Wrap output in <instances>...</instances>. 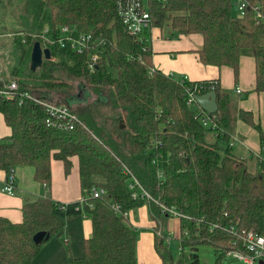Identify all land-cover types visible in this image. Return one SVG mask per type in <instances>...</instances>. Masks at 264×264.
Instances as JSON below:
<instances>
[{"label":"trees","instance_id":"trees-1","mask_svg":"<svg viewBox=\"0 0 264 264\" xmlns=\"http://www.w3.org/2000/svg\"><path fill=\"white\" fill-rule=\"evenodd\" d=\"M148 2L151 30L169 26L170 31L203 36L198 50L202 63L230 66L237 80L241 57L252 56L255 90L264 91V0H249L244 13L238 8L235 13L236 0ZM16 19L18 28L0 39V52L7 50L0 53V89L15 80L22 92L68 106L78 121L73 129L52 125L43 104L0 93V113L11 128L0 141V169L33 166L35 179L47 187L53 160H61L69 171L75 158L83 202L28 198L21 222L0 216V264H33L44 244L82 206L91 218L92 234L84 240V254L72 256L68 264H142L130 214L143 205L156 223L159 264L174 263L165 245L170 235L160 231L161 221L170 216L164 207L180 214V255L186 246L197 251L206 244L218 252L216 264H225L229 250L246 252L241 241L235 243L230 226L264 235V159L238 156L232 141L238 119L259 130L260 125L252 112L233 107L219 79L182 81L157 69L151 30L132 35L118 0H22ZM64 25L91 36L86 51L50 45L51 58L32 71V49L41 41L35 35L46 28L55 34ZM95 54L98 59L90 67ZM187 86L197 95L215 91L217 112H207L195 99L190 103ZM104 94L109 98L103 99ZM93 188L103 191L99 197L91 196ZM41 230L50 239L36 244L33 236ZM192 255L198 264L196 252Z\"/></svg>","mask_w":264,"mask_h":264},{"label":"crops","instance_id":"crops-1","mask_svg":"<svg viewBox=\"0 0 264 264\" xmlns=\"http://www.w3.org/2000/svg\"><path fill=\"white\" fill-rule=\"evenodd\" d=\"M151 48L153 65L176 78L186 77L189 81L219 79L221 87L227 91H236L237 87L244 93L239 101V108L253 113L260 130L239 119L232 137L233 148L238 150L242 158L257 157L262 150L264 137V91L257 92L256 64L252 56L244 55L240 59L239 78L235 80L230 66L207 65L200 61L198 50L203 47L204 39L199 33L181 34L178 38H163L161 29L151 30ZM237 93V92H236ZM11 134V128L5 123L0 113V141ZM238 143V144H237ZM71 168L65 170L61 160L52 162V181L49 186L35 179L33 166L15 168V193L3 191L8 172L0 169V216L13 222L23 219L22 207L25 200L50 196L61 203H71L83 199L79 166L75 158L71 160ZM130 221L141 234L142 259H154L159 264V256L154 248V225L147 205H143L130 214ZM167 233V232H166ZM92 234V221L82 207V212L66 218L65 227L44 244L33 264H68L70 258L84 254V240ZM148 261V260H147ZM150 262H142L148 264ZM153 264V263H152Z\"/></svg>","mask_w":264,"mask_h":264},{"label":"built area","instance_id":"built-area-1","mask_svg":"<svg viewBox=\"0 0 264 264\" xmlns=\"http://www.w3.org/2000/svg\"><path fill=\"white\" fill-rule=\"evenodd\" d=\"M249 0H236L235 5L241 13H244L245 9L249 5ZM119 13L123 22L127 25L130 33L134 36L141 37L143 33L150 29V13L148 9L144 7V0H118ZM41 39L40 43L42 49L50 48V45H57L64 48H70L78 53H83L91 42V36L88 34H76V28H72L68 25H64L56 30L55 34L50 33V29L46 28L43 33L35 35ZM51 49V48H50ZM98 59V55L92 56L90 67L94 66V63ZM187 80L186 77L182 78V81ZM4 80L3 67L0 62V81ZM236 92L242 93V89L237 87ZM0 93L7 99H14L16 95H19L21 102L23 98H31L41 104H43L49 113V122L52 125L64 128L73 129L78 116L66 105L55 104L49 101L38 98L36 95L25 91L22 92L19 89L18 83L15 80H10L5 83L4 88L0 89ZM186 94L189 96V102L191 103L197 93H195L193 87L187 86ZM196 100V99H195ZM209 117L204 118V123L208 124ZM260 159H264V145L259 153ZM15 169L11 168L8 171L7 181L3 187V191L9 194L15 193ZM103 191L97 188H93L91 196L99 197ZM150 196V195H149ZM83 202V199H82ZM83 207V206H82ZM119 208V206H117ZM163 210L172 216L180 217V214L174 209L164 207ZM235 236V243L241 241L244 250L231 249L227 252V258L233 257L238 260H242L247 264H255L258 261H264V235L256 233L254 231H239L234 226H230L228 229ZM170 235V233H168Z\"/></svg>","mask_w":264,"mask_h":264},{"label":"rangeland","instance_id":"rangeland-1","mask_svg":"<svg viewBox=\"0 0 264 264\" xmlns=\"http://www.w3.org/2000/svg\"><path fill=\"white\" fill-rule=\"evenodd\" d=\"M10 0H0V3L2 2H9ZM12 4L9 6H2L0 5V39H7L8 37L6 36V32L9 30H14L18 28V22L16 19V14L18 10L21 7L22 0H11ZM149 2L148 0H144V7L148 9ZM234 9L235 13H237V7ZM171 29L169 26H166L165 29L162 31L163 38H175L179 37L181 34H188L185 32V30H178V31H170ZM169 32H173L175 34L174 36H171ZM7 50L1 51L0 53H5ZM2 55V54H1ZM250 56V55H249ZM2 58H0L1 61ZM4 69L6 70L7 66L3 62ZM225 90V89H224ZM227 91V90H226ZM230 92V91H228ZM244 93L242 92L241 94L236 93L231 91L230 92V98L232 100V105L235 109H240L239 106V101L240 98L242 97ZM96 97V96H95ZM107 94L103 95V99L107 98ZM89 98L92 100L94 98L93 95L89 94ZM109 98V97H108ZM85 103V102H84ZM193 109L196 108V106H192ZM239 120V119H238ZM211 132L209 134V139H211ZM224 145V143H221ZM238 144V143H237ZM235 154L238 155V150L234 149ZM256 163V162H255ZM258 165V164H257ZM259 166V165H258ZM160 231L163 233L166 232L170 233V237L168 238L167 242L165 240V245L168 244L169 249L171 250L173 254V264H194V257L192 255L193 252H196L198 255V264H216V260L218 257V252L216 249L210 245L203 244L198 247L197 251H193L190 249V247L186 246L184 249L185 254L180 255V252L183 251L182 249V244H181V230H180V223H179V218L176 216H166L162 221L160 225ZM141 233L137 231V236H138V245H137V258L140 263L142 262H150L153 264L154 259H142L141 253H142V245L143 243L141 242ZM154 243V240H153ZM148 260V261H147ZM181 262L179 263V261ZM225 264H247L243 262L242 260L235 259L233 257H228L225 259ZM255 264H264L261 263V261L256 262Z\"/></svg>","mask_w":264,"mask_h":264},{"label":"water","instance_id":"water-1","mask_svg":"<svg viewBox=\"0 0 264 264\" xmlns=\"http://www.w3.org/2000/svg\"><path fill=\"white\" fill-rule=\"evenodd\" d=\"M51 58V49H42L40 41L34 43L31 54V69L36 71L43 65L44 59ZM195 99L197 103L207 112L216 113L218 110L217 93L215 91H209L208 93L196 95ZM51 234L46 230L38 231L34 234L33 240L36 244H41L44 241L50 239ZM263 263V260H261Z\"/></svg>","mask_w":264,"mask_h":264}]
</instances>
